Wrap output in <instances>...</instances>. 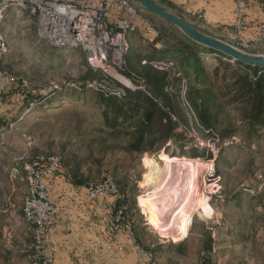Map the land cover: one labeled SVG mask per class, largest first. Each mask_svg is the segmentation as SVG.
<instances>
[{
    "label": "rangeland",
    "instance_id": "rangeland-1",
    "mask_svg": "<svg viewBox=\"0 0 264 264\" xmlns=\"http://www.w3.org/2000/svg\"><path fill=\"white\" fill-rule=\"evenodd\" d=\"M14 12L11 10L8 14L4 28L9 54L3 67L30 85L29 90L32 89L34 94L28 95V104H37L39 98L47 96L46 102L51 104L48 106L44 102L40 108L26 114L17 124L16 132L0 148V160L3 162L0 201L6 207L0 219V264H27L32 230L30 235L31 225L24 221L22 208L28 192L23 181L9 180V170L16 160L24 167L37 155L60 157L63 172L81 171L79 179H85V185L114 180L124 186L128 220L139 247L144 252L153 253L154 264H264V130L258 131L257 136L251 139L241 129L234 110L217 109L214 112L219 121L217 134L237 133V141L228 147L218 144L216 140L222 139L205 131L185 99L187 84L177 65L179 57L169 53L161 55L149 46L148 41L143 42L135 35L126 43V78L136 90H143V81L135 71L147 61L152 69L168 74L169 82L173 77L177 78L166 91L176 90L179 94L173 109H167L174 123L175 138L153 154L140 157L126 155L122 152L124 141L102 125L97 92L81 93L69 87L84 85L88 80L99 83L105 79V74L91 70L82 50L49 46L39 38L34 18L20 11ZM157 19L152 18L156 31L161 28L168 32L170 38H185L179 30ZM219 40L245 53L264 55L263 44L249 48L239 46L243 48L240 49L232 39L221 37ZM163 46L162 43L157 44L156 49ZM141 57L147 60L141 62ZM213 64L207 67L211 69ZM53 87H59V90L48 92ZM12 88L16 87L9 89ZM13 92L15 105H18L21 97L17 96L16 90ZM54 93L56 95L51 97ZM27 108L24 106L17 110L10 121L19 118ZM25 136L33 138L35 144L32 149L26 148ZM243 140L246 146H243ZM251 142L255 147L251 145L249 148ZM162 154L199 159L203 166L201 191L196 188L194 192L193 186L187 185L186 199L176 202L178 206L189 202L188 199L193 203L188 214L192 215L191 224L185 237L177 242L152 227V217L145 206L146 196L153 187L144 184L147 170L143 162L146 159L159 161ZM173 171L177 172V169L173 168ZM256 193H262L263 198L255 196ZM192 195L195 200H192ZM201 195L203 197L199 199ZM171 205L174 202L167 213H172ZM23 227L26 236L21 234Z\"/></svg>",
    "mask_w": 264,
    "mask_h": 264
},
{
    "label": "built area",
    "instance_id": "built-area-1",
    "mask_svg": "<svg viewBox=\"0 0 264 264\" xmlns=\"http://www.w3.org/2000/svg\"><path fill=\"white\" fill-rule=\"evenodd\" d=\"M232 1L235 5L232 40L243 47L264 45V22L258 26V34L253 43L238 38V32L249 27L245 18L248 0ZM11 10H14V13H26L34 18L39 38L49 46L56 49H80L84 52L91 70L105 74V79L99 83L88 80L83 86L74 84L69 86L70 88L106 94L111 89L110 94L117 98L122 97L126 90H136L126 78L127 70L124 65L126 43L129 37L137 32L135 21L143 20V10L132 0H78L76 3L66 0H0V97L13 86L23 90L30 89L24 79L12 76L3 69L4 59L9 52L4 28ZM198 18L205 20L206 17L198 14ZM54 90H59V87L50 88L48 92ZM36 105L35 102L30 103L15 121L0 125V148L16 131L17 124L22 122L24 116ZM235 141V136L222 141L216 140L223 147H228ZM24 143L26 148L31 149L34 140L25 136ZM60 176L61 160L56 155L47 158L38 156L30 163L24 164V167L16 160L9 170L10 181H23L27 187L28 194L22 208V216L32 225L33 243L28 256L29 264H53L54 255L48 247V242L50 228L58 209L52 202L50 190ZM86 188L91 199L117 196V188L110 180ZM108 221L112 233L122 235L129 241L124 249L132 246L149 264H154L151 254L144 252L136 244L132 224L124 216L122 209Z\"/></svg>",
    "mask_w": 264,
    "mask_h": 264
},
{
    "label": "trees",
    "instance_id": "trees-1",
    "mask_svg": "<svg viewBox=\"0 0 264 264\" xmlns=\"http://www.w3.org/2000/svg\"><path fill=\"white\" fill-rule=\"evenodd\" d=\"M156 3L165 9L162 2ZM172 13L179 16L174 11ZM157 20L161 19L158 18ZM195 28L204 33L199 28ZM160 43L164 45L163 48L156 49L157 44ZM149 46L154 50H158L161 55L169 53L179 57L177 65L184 73V79L187 84L185 99L195 113L199 124L208 134L218 136L222 140L237 136L234 131L223 132L222 135L217 134L216 130L218 129L219 121L217 113L214 112L223 108H230L237 113L241 129L251 139L257 136L258 131L264 130V69L244 65L222 53L201 47L187 38H170L168 32L161 28L157 30V35L149 43ZM237 46L241 45L237 44ZM253 46L255 45L250 47ZM239 48L241 49L242 47ZM139 60L144 62L147 59L141 57ZM210 62H214L211 69L207 67L208 64H212ZM3 69L8 72L5 67ZM135 72V75L143 81V90H126L125 94L120 98L110 94L111 89L107 91V94L105 92H97L96 95L103 127L114 133L116 138L124 141L123 153L140 157L157 152L166 142L175 138L174 123L167 114V109H173L174 101L178 98L177 95L179 93L175 92L176 90L166 91V88L171 86L172 82H176L177 78L173 77V80L169 82L168 74L152 69L147 61L145 65L140 66L139 70ZM79 86H83V83L79 84ZM13 90H16L17 96L21 97L18 105H15V93ZM85 91L88 90H81L80 92ZM30 94H34L32 89L23 90L18 87L8 89L1 95L0 125H5L10 121L4 115L8 110L5 107L11 106L12 109L16 110L23 109L24 106L28 107V95ZM54 95L56 94H52L51 97ZM48 99V96L39 98V103L30 112L40 108L39 105L41 106ZM46 103L48 106L51 104ZM2 106L6 109L3 113L1 112ZM243 141V146H246V141ZM251 145L255 147V144L251 142L248 145L249 148H251ZM38 156L47 158L51 155H37L32 157L31 160ZM2 163L0 160V177H3ZM65 167L68 168L67 165ZM80 174L81 171L79 170H68L67 173H64L61 160V175L71 185L89 187L99 184L85 185V179H79ZM110 181L117 188V196L114 197L116 199L114 213L116 215L122 209L124 216L128 218V207L125 203L126 189L124 186H120L119 183H115L114 180ZM257 195L263 196L262 193H256L255 196ZM5 209L6 207L0 201V219L3 218ZM133 234L138 245L134 230ZM31 238L27 247V264H29L28 256L32 251L33 233ZM146 252L151 254L153 260V253L151 251Z\"/></svg>",
    "mask_w": 264,
    "mask_h": 264
},
{
    "label": "crops",
    "instance_id": "crops-1",
    "mask_svg": "<svg viewBox=\"0 0 264 264\" xmlns=\"http://www.w3.org/2000/svg\"><path fill=\"white\" fill-rule=\"evenodd\" d=\"M154 1L162 2L165 10L178 13L180 18L208 36L230 40L233 37L235 5L232 0ZM198 14L205 15V20L199 19ZM141 15L143 20L135 21L137 32L129 39L137 35L143 42L150 43L157 35L152 24L153 17L144 10ZM245 18L249 27L240 30L238 38L253 43L258 34V26L264 22V0H248ZM10 107H5L8 110L4 113L9 120L14 119L17 113L16 109ZM5 110L2 106L1 112ZM50 196L58 209L50 228L48 242V247L54 255L53 264H149L132 246L124 249L129 241L110 230L108 219L115 215L114 197L91 199L86 187H75L62 175L53 184ZM10 215L13 216L11 213ZM15 218L19 220V217ZM24 230L23 227L21 234L26 236ZM29 230L31 235L32 226Z\"/></svg>",
    "mask_w": 264,
    "mask_h": 264
},
{
    "label": "bare ground",
    "instance_id": "bare-ground-1",
    "mask_svg": "<svg viewBox=\"0 0 264 264\" xmlns=\"http://www.w3.org/2000/svg\"><path fill=\"white\" fill-rule=\"evenodd\" d=\"M143 164L147 170L144 175V184L153 187V191L146 196L145 200V206L149 208V216L152 217L151 225L163 235L170 236L173 241H180L185 237L191 224L192 215L188 214L193 203L191 204L188 199L190 203L178 206L176 202H184L183 200L186 199L188 191H185V186L187 185L188 187L192 185L194 192L196 188L201 191L203 183L201 161L189 157L178 158L162 154L159 161L146 159ZM173 168H176L177 172H174ZM169 197L174 198V205H171L172 213H167L171 204ZM200 197L203 195L199 196V199ZM194 198L195 196L192 200H195ZM161 205L163 208L159 212L158 208ZM170 214L173 215L170 216ZM199 215L204 216L202 212H199Z\"/></svg>",
    "mask_w": 264,
    "mask_h": 264
},
{
    "label": "water",
    "instance_id": "water-1",
    "mask_svg": "<svg viewBox=\"0 0 264 264\" xmlns=\"http://www.w3.org/2000/svg\"><path fill=\"white\" fill-rule=\"evenodd\" d=\"M135 4H137L142 10L147 12L148 14L155 16L166 23L170 24L177 30H179L185 38L190 40L191 42L207 48L213 51L224 54L225 56L240 62L244 65L264 69V55H252L245 53L238 48L223 42L217 38L208 36L198 29H196L191 24L187 23L185 20L180 18L179 16L163 9L160 7L154 0H132ZM174 198L169 197L171 200V204L173 203ZM163 206H159L158 210H162Z\"/></svg>",
    "mask_w": 264,
    "mask_h": 264
}]
</instances>
